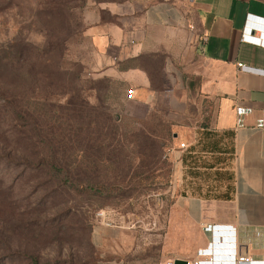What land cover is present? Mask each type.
Segmentation results:
<instances>
[{"label":"rangeland","instance_id":"rangeland-1","mask_svg":"<svg viewBox=\"0 0 264 264\" xmlns=\"http://www.w3.org/2000/svg\"><path fill=\"white\" fill-rule=\"evenodd\" d=\"M160 1L0 0V264H161L190 249L170 227L185 224L175 156L197 133L229 159V138L201 140L214 106L174 64L155 105L127 100L85 36L103 5Z\"/></svg>","mask_w":264,"mask_h":264},{"label":"crops","instance_id":"crops-1","mask_svg":"<svg viewBox=\"0 0 264 264\" xmlns=\"http://www.w3.org/2000/svg\"><path fill=\"white\" fill-rule=\"evenodd\" d=\"M89 19L93 70L128 87L127 100L155 105L153 81L166 89L169 65L176 77L186 67L214 106L201 140H230L227 161L221 151H204V142L194 146L197 133L175 156L174 208L185 224L170 227L190 249L161 264H238L240 251L244 264H264V45L253 42L264 41V0L108 4Z\"/></svg>","mask_w":264,"mask_h":264},{"label":"built area","instance_id":"built-area-1","mask_svg":"<svg viewBox=\"0 0 264 264\" xmlns=\"http://www.w3.org/2000/svg\"><path fill=\"white\" fill-rule=\"evenodd\" d=\"M253 40V39H252ZM253 42H261V44H263L264 45V41H261L260 39H258V41L257 40H253ZM240 67H241V65H239ZM128 97L130 96V94H131V92L130 91H128ZM182 147H184V145H181ZM244 257H239V261H238V264H244L245 263V261H244ZM202 262L201 261H195V262H193V264H201ZM167 264H173V262L172 261H170V262H167Z\"/></svg>","mask_w":264,"mask_h":264},{"label":"trees","instance_id":"trees-1","mask_svg":"<svg viewBox=\"0 0 264 264\" xmlns=\"http://www.w3.org/2000/svg\"><path fill=\"white\" fill-rule=\"evenodd\" d=\"M50 162H51L49 166L50 170L54 171L55 169H59L66 176V171L63 168H58L57 166H55L53 161H50ZM29 258L31 259V263L37 264L36 259H34V257L30 256Z\"/></svg>","mask_w":264,"mask_h":264},{"label":"water","instance_id":"water-1","mask_svg":"<svg viewBox=\"0 0 264 264\" xmlns=\"http://www.w3.org/2000/svg\"><path fill=\"white\" fill-rule=\"evenodd\" d=\"M239 256L244 257L245 253L240 251ZM173 264H188V263H187V261H184L181 259H175V260H173Z\"/></svg>","mask_w":264,"mask_h":264}]
</instances>
